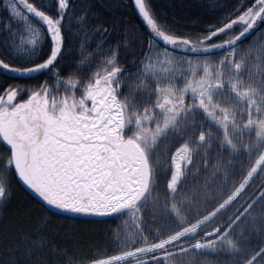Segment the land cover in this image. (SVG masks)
Masks as SVG:
<instances>
[{
	"label": "trees",
	"instance_id": "obj_1",
	"mask_svg": "<svg viewBox=\"0 0 264 264\" xmlns=\"http://www.w3.org/2000/svg\"><path fill=\"white\" fill-rule=\"evenodd\" d=\"M89 2L96 5L93 12L99 16L98 23L128 22L122 25L128 29L129 44L120 46L117 66L124 69L120 75L135 72L152 47H166L155 41L149 46L144 26L129 0H76L78 7H86ZM149 3L163 24L189 41L175 46L206 56L212 64L224 62L232 72L239 89L238 104L227 116L228 126L216 114L218 123L210 121L198 106L196 95L182 99L185 112L168 124L166 135L147 147L146 158L153 171L150 195L138 205L130 201L119 206L135 215L125 236L116 217L71 218L54 214V210L47 211L31 198L22 185L15 184L12 200L7 205L0 203V264H92L93 260L119 254L123 245L132 249L153 247L177 235L179 241L171 246L184 243V249L173 247L170 255L147 264H264V167L250 177L264 144V12L248 24L239 25L237 19L249 7H253L254 15L260 9L255 0ZM6 16L0 8V21ZM194 20L198 21L195 25ZM223 26L226 27L219 34H214ZM72 31L73 49L61 62L64 65L78 63L73 57H79L84 40L91 41L94 47L100 39L85 37L75 28ZM119 35L112 33L110 40L115 41ZM45 78L39 75L27 83ZM5 82L13 81L0 75V83ZM52 85L63 89L55 81ZM218 87L229 86L218 81ZM244 89L249 90V95L241 93ZM117 90L126 97L131 92L129 86L120 91L118 84ZM135 93L133 107L141 108L139 111L159 110L148 90ZM179 153L187 162L173 177L172 165ZM34 226H42L38 238L44 243L22 244L21 238ZM221 234L224 238L218 239ZM196 241L209 243L196 247ZM161 252L153 250L148 258Z\"/></svg>",
	"mask_w": 264,
	"mask_h": 264
},
{
	"label": "snow or ice",
	"instance_id": "obj_2",
	"mask_svg": "<svg viewBox=\"0 0 264 264\" xmlns=\"http://www.w3.org/2000/svg\"><path fill=\"white\" fill-rule=\"evenodd\" d=\"M132 2L149 46L153 41L165 46L188 43L159 20L149 0ZM255 2L260 9L253 15L249 7L241 21L255 20L264 12V0ZM95 7L91 2L78 7L76 0H0L7 13L0 21V75L13 81L0 83V143L6 147L0 157L4 205L13 198V183H18L54 214L100 219L119 215L127 182L120 155L122 108L116 102L117 81L124 69L117 65L121 44H129L128 29L122 27L128 22L98 23ZM74 28L85 37L100 39L94 47L84 40L79 57H73L78 63L64 65L61 62L73 49ZM114 32L120 35L111 41ZM39 75L46 78L27 83ZM53 81L63 89L54 87ZM41 227L34 226L21 243L42 245ZM140 251L144 250L92 264H114Z\"/></svg>",
	"mask_w": 264,
	"mask_h": 264
},
{
	"label": "rangeland",
	"instance_id": "obj_3",
	"mask_svg": "<svg viewBox=\"0 0 264 264\" xmlns=\"http://www.w3.org/2000/svg\"><path fill=\"white\" fill-rule=\"evenodd\" d=\"M243 14H246V12ZM251 21H253L252 17H249L246 21H241L238 18L236 23L239 25L248 24ZM208 60L206 56L189 53L185 46L174 47L173 45H168L161 48L152 47L147 57L135 72L119 76L117 81L118 86L123 83L125 87L129 86L131 90L129 97H126L122 92H118L116 101L122 108V144L120 155H122L121 166L123 167L127 182V186L121 197L123 202L119 206L130 201L133 205H138L139 202H142L144 198L150 195V188L153 185V171L146 158L147 147L157 138L166 135L168 124L185 112V108L181 105L183 98L189 95H196L195 99L198 106L203 109L210 121L218 123L216 116H221L224 126H228L225 123L227 116L235 110L238 104V85L232 72L227 69L224 62L212 64ZM218 81L229 87L225 89L219 88ZM137 90H148L158 102L156 108L159 110L155 112L149 110L139 111L141 108L138 110L137 107H133L132 99ZM241 93L247 96L250 92L244 89L241 90ZM134 106H137V103ZM184 162H187L185 155L177 154L172 165L174 171L173 177L176 176L175 172L179 170ZM262 166L264 167V144L263 147L261 145L256 165L250 177ZM249 178L243 184V188L247 185ZM116 218L120 219L121 225L119 227L120 229L121 227L124 229L123 235L125 236L128 224L135 218L134 212L132 210H120ZM214 233L215 231L204 237H208ZM179 236L177 235L167 242L153 247L138 248L144 251L138 252L133 258H125L122 261L114 262V264H135L136 261H159L170 255L171 248H185L184 243L171 246V244L179 241ZM219 238H224V235H218ZM208 243L209 241H196L195 246L201 247ZM124 248H126V245H123V249L119 254L136 250ZM153 250L162 252L148 258L153 253Z\"/></svg>",
	"mask_w": 264,
	"mask_h": 264
},
{
	"label": "flooded vegetation",
	"instance_id": "obj_4",
	"mask_svg": "<svg viewBox=\"0 0 264 264\" xmlns=\"http://www.w3.org/2000/svg\"><path fill=\"white\" fill-rule=\"evenodd\" d=\"M6 152V147L3 143H0V157H3ZM122 156V155H121ZM17 183H13L12 186H14Z\"/></svg>",
	"mask_w": 264,
	"mask_h": 264
},
{
	"label": "water",
	"instance_id": "obj_5",
	"mask_svg": "<svg viewBox=\"0 0 264 264\" xmlns=\"http://www.w3.org/2000/svg\"><path fill=\"white\" fill-rule=\"evenodd\" d=\"M130 1V3H131V5H132V8H133V10H134V12H135V14H136V16H137V13H136V10H135V8H134V6H133V2H132V0H129ZM138 17V16H137ZM138 19H139V17H138ZM139 21H140V19H139ZM141 22V21H140ZM142 24V23H141ZM143 25V24H142ZM226 26H223V27H221V28H219V29H217L215 32H214V34L215 33H219V32H221L224 28H225ZM188 40V39H187ZM188 43H189V41H188Z\"/></svg>",
	"mask_w": 264,
	"mask_h": 264
}]
</instances>
